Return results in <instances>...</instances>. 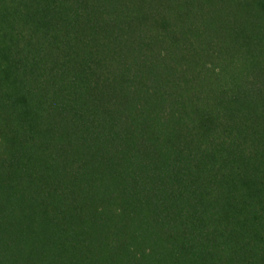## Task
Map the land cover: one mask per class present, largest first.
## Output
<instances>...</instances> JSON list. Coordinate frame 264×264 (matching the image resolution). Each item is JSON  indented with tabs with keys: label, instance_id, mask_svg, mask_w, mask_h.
Wrapping results in <instances>:
<instances>
[{
	"label": "trees",
	"instance_id": "obj_1",
	"mask_svg": "<svg viewBox=\"0 0 264 264\" xmlns=\"http://www.w3.org/2000/svg\"><path fill=\"white\" fill-rule=\"evenodd\" d=\"M0 264H264V0H0Z\"/></svg>",
	"mask_w": 264,
	"mask_h": 264
}]
</instances>
